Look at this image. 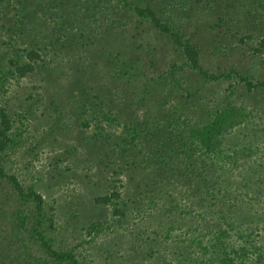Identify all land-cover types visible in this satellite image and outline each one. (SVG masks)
Instances as JSON below:
<instances>
[{"label":"rangeland","instance_id":"obj_1","mask_svg":"<svg viewBox=\"0 0 264 264\" xmlns=\"http://www.w3.org/2000/svg\"><path fill=\"white\" fill-rule=\"evenodd\" d=\"M176 1L185 4L176 3L174 8L167 4L162 16L174 28H180L183 40L187 38L196 48L203 69L209 74L224 72L228 76L212 80L187 70L180 73V86L148 83L152 84L148 87L151 91L144 93H140L144 82L128 83L126 75L113 84L107 72L119 75L124 68L110 69L113 62L106 57L110 46L100 37L104 33L98 35L99 29L104 30V22L99 20L92 26L98 27L94 30V43L81 52L82 57L46 49L45 69L22 78L8 76L2 84L1 104L7 107L13 120L16 142L0 154V166L24 187L33 186L42 194L45 213L53 215L55 229L47 230L53 246L74 248L78 259L85 263L208 264L209 255H213L210 252L201 255L191 238L201 237L208 244L220 227L226 230L221 240L227 250L251 246L246 263L264 264V86L259 83L264 82V55L254 51L258 28L250 26L255 19L264 20V8L249 0H218L209 8L205 7L206 0ZM250 6L259 18L248 14ZM217 17H223L225 22H219ZM28 25L20 33L12 34L11 47L2 46L6 53L2 63L17 49L27 47L29 36L34 34L27 33L33 23ZM9 33L2 30L1 35L6 37ZM248 34L254 35L247 38ZM37 35L40 40V32ZM133 35L137 46L142 48L135 49L136 44L128 41ZM121 38L123 56L132 50L142 55L138 60L141 68L146 67L144 51L148 48H154L149 51L163 68L179 55L171 42L149 23ZM98 62L107 71L102 70L101 81L91 76V68ZM249 82L254 86L249 87ZM133 87L139 96L128 98ZM109 88H117V103L122 104L120 115L127 117L126 122L138 121L141 127L147 124L151 132L162 130L156 146L151 144L149 135L145 139V134L140 133L141 143L132 151L134 160L140 164H135L134 171L129 172L133 170L130 167L121 175H112L109 160L114 144L112 133L122 131L123 127L100 128L102 134L96 136L101 122L79 124L91 116L85 106L88 99H95L92 94H98L101 104L108 105L112 98L106 95ZM166 98L170 100L168 106L163 104ZM225 104L243 106L248 114L240 125L223 134L224 151L230 154L252 144L258 147L239 152L234 163L206 155L197 143L191 147L185 127L169 123L181 109L188 115V128L206 119L207 111L213 112ZM105 137L111 144L109 148ZM149 144L155 154L150 163L142 160ZM157 149L160 150L156 152ZM170 150H174V156L168 159L166 154ZM158 166L164 168L160 173L156 170ZM141 167L146 168L143 171L156 172L152 179L160 191L151 193L155 195L151 205L142 197V191L149 187L145 186V180L141 181L145 176ZM114 187L120 190L123 200L119 199L117 206L127 204L123 207L124 216L113 212L112 205L94 201ZM0 193L5 210L0 211V256H3L13 245L12 235L17 231L9 219L10 213L16 207L26 212L31 205L23 203L5 180L0 182ZM49 206L54 210L50 211ZM96 223L100 224L99 230L89 233ZM30 227L29 223L27 229ZM27 244L33 255L40 253L41 257L42 251L37 252L34 245ZM15 254V262L25 256L22 252ZM4 263L10 264L5 259Z\"/></svg>","mask_w":264,"mask_h":264},{"label":"trees","instance_id":"obj_2","mask_svg":"<svg viewBox=\"0 0 264 264\" xmlns=\"http://www.w3.org/2000/svg\"><path fill=\"white\" fill-rule=\"evenodd\" d=\"M213 1L214 2H212V0H206L205 7L209 8L212 5L211 3L218 2V0ZM249 1L251 3H258L259 7L264 8V6H262L264 0ZM176 3L178 5L185 4L183 1L176 0H0V91L4 80L8 76L22 78L34 72H40L42 67L45 69L44 58L46 49H51L56 54L59 52H66L64 54L70 53V55L73 56L75 53V56L79 58L82 57L81 52L88 45L94 43V38L96 37L94 30H97L98 27L92 26L97 25L99 20H101V23L104 22L102 25L104 26V30L99 29L98 35L104 33L105 36L101 35L100 37L106 39L110 46L106 55L107 61L113 62L110 69L118 67L124 69L119 70L117 73L119 75L110 74V71L107 72L104 69L105 66H102L100 62L95 63L94 67L91 68V76L94 77L95 75L98 81H101L103 78L102 74L104 73L102 70L108 73L113 84L116 81H120L122 75H126V81L128 83L143 81L144 87L140 93H144L151 91L148 87H151L152 84L148 83H158L160 85L174 84L180 86L182 82L180 73L187 70H194L201 76H206L208 79L212 80L217 79L219 76H228L229 74L224 72L209 74L207 70L203 69L200 65L196 48L189 43L187 38L183 40L180 28H174L167 22V19L162 16L164 7L167 4H169L170 8H174L176 7L174 5ZM253 10L254 8L250 6L248 8V14L259 18L260 15L252 13ZM217 20L222 22L224 18L217 17ZM29 22H32L33 25L31 26L32 28L30 27L31 29L29 28L27 33H34L29 36V44L26 43L27 47L25 48L17 49L12 57L7 58V60L2 63L1 60L6 58L4 57L6 53L2 51V46L9 45V47H11L10 45L13 39L12 34L20 33L19 31L29 27ZM146 23L158 29L159 33L171 42L175 52L179 53L176 59L167 62L169 66L166 68L162 67L163 64L159 65L155 54L149 51L154 48H148L144 51L145 68L144 66L143 68L139 66L138 60L142 55H139L137 52L133 53L132 50L129 52L128 56H123L121 42L124 41L121 37H123L124 34L127 35V33L133 29L137 30L139 25ZM263 24L264 20L255 19L250 23V26L254 29L258 28L256 31L258 33L257 47L254 48V51L264 55ZM2 30L10 33L5 34L6 37H4L1 35ZM44 31H46V34H44ZM37 32H40V40ZM253 35L254 34H248L246 37L252 38ZM127 39L130 43L136 44L134 35L132 37L129 36ZM135 46V49L138 47L142 48L141 45L137 46L136 44ZM262 60L264 61V57ZM97 68L98 71H96ZM147 73H153L154 75L148 76ZM259 83L264 86V82ZM248 86L251 87L254 86V84L249 82ZM134 88L135 87L128 92V98L132 95L139 96ZM117 94V88L113 90H111V88L108 89L106 95L112 97L108 105H102L99 95L92 94L95 99H88L87 106H85V104L82 105L89 109L91 116L89 120L83 119V121L79 122L82 126H89L92 121L96 123L101 122L96 136L102 134L100 128L107 130V128H112L114 126L123 127L122 131L112 133L114 136V144L111 147L112 158L109 160L112 175H121L123 172H128L130 167H132L133 170L129 172H132L135 170L134 168L137 167L135 164H140L138 161L134 160V156L132 155L133 149L141 143L139 139L140 133L145 134V139L149 135L153 141L151 144L156 146V143L161 138L159 131H162L159 128L151 132L147 124L141 127L142 124L138 121L126 122L127 117L124 118L120 115L122 104L117 103ZM92 95L89 98H91ZM98 98L99 100H97ZM168 101L170 100L167 98L164 99L163 104L167 105ZM1 102L0 98V154L16 142L15 134H13L12 131L13 120L9 115L7 107L3 106ZM84 112L83 109L81 115ZM205 114L206 119H201L197 123H193L186 128L188 115L184 114L180 109V112L171 118L169 123L176 126L182 124L183 127H185L186 138L190 142L191 147H194V144L197 143L206 155H214V157L218 159H226L231 161V163H234L239 158V152L243 153L245 149L252 151V149L258 148L252 144L245 149L235 150V152L232 151V153L228 154L224 151L223 145L221 146L223 134L231 131L237 125H240L248 114L243 106L225 104L215 111H207ZM178 135L180 138H184L181 134ZM110 136L111 135H109V137ZM154 137H156V139H154ZM105 139V143L109 148V145L111 146L109 139L106 137ZM165 139H168L170 142H176L169 138ZM151 144L147 145L143 151V156L145 155V157L142 160L148 163H150L152 157L155 156L154 150L150 147ZM141 147L144 149L143 144ZM159 150L160 149H157L156 152ZM173 153L174 150H170L169 153L166 154L167 158L171 159L174 156ZM241 155L247 157L248 154ZM138 169H140V166H138ZM144 169L146 168L141 167V171L145 173L141 181L142 179L145 180V186H148L149 189H144L142 191V197L151 205L155 201V195L151 193H157L160 189L152 179L156 172L154 170L143 171ZM156 170L157 173H160L164 168L158 166ZM129 178L131 179V176ZM3 180L9 182L17 197L22 200L23 203L31 205V207L27 208L28 211L26 212L23 208L16 207L12 213H10L9 219L12 224L14 223L13 228H16L17 231L12 235L14 243L10 246V250L7 248V253L0 256V264H5L4 259L8 260L10 264H95L92 262L85 263L78 259L72 247L63 249L53 246L52 238L47 235L48 228L55 229L53 226V215L52 212L51 214L45 213V200L40 192L33 186L24 187L14 175L7 174L4 168L0 166V182ZM136 195L134 198L137 200ZM121 197L122 194L120 190L114 187L102 196L96 197L94 201L104 205H112L113 212L124 216L125 212L123 211V207L127 205L126 202L119 207L117 206L120 204L119 199H121ZM135 199L134 201H136ZM121 201L123 200L121 199ZM1 203L3 202H0V211H5ZM134 203L136 204V202ZM49 210H54V207L49 206ZM208 213H210V210H208ZM221 218L226 217L225 215H221ZM29 223L31 227L27 229ZM99 226L100 224L98 223L92 224L89 233L98 231ZM171 229L172 228H169L168 232H170ZM225 233V229L218 227L216 235L210 240V242L212 240L213 242H209L210 244H204L201 237H192L191 242L196 243V248L201 250V255L207 252L213 255H209L210 258L208 257L207 259L208 264H245L252 251L251 246H248L250 249H247L245 246H240L227 250L223 240H221V236ZM27 242L34 245L37 252L42 251L41 257L40 253L37 256V254L33 255L29 251ZM220 245L222 246L221 248H219ZM15 252H22L25 256H23L19 262H15ZM258 256L257 260L260 259L261 254H258ZM201 259L203 261L202 257Z\"/></svg>","mask_w":264,"mask_h":264}]
</instances>
